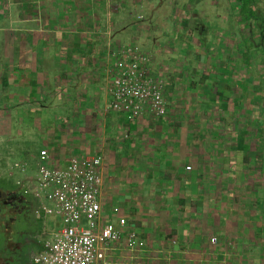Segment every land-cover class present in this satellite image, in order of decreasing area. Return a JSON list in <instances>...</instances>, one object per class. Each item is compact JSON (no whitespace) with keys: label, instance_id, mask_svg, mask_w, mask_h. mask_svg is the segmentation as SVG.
<instances>
[{"label":"crops","instance_id":"1","mask_svg":"<svg viewBox=\"0 0 264 264\" xmlns=\"http://www.w3.org/2000/svg\"><path fill=\"white\" fill-rule=\"evenodd\" d=\"M190 1L214 9L210 18L206 7L197 20L201 32L189 35L193 44L166 47L157 60L148 54L151 70L165 83L167 114L131 123L108 111L105 90L109 51L135 45L129 37L145 39L142 28L129 27L130 0H0V192L24 199L8 208L7 222L0 218V264H30L43 236L60 225L42 210L48 203L33 195L41 150L50 167L65 166L74 155L104 156V214L120 195L105 173V154L121 149L122 195L144 202L126 206L135 211L127 228L145 245L153 242L163 252L170 245L176 262L213 249L211 236L220 250L243 241L264 244V124L253 126L244 103L257 100H249L251 79L242 77L252 63L240 38L235 46L241 14L229 31L233 37L224 41L220 0ZM224 42L232 59L221 51ZM166 55L185 57L174 66ZM15 163H25L27 173L10 175ZM123 252L120 246L110 264H122L129 254Z\"/></svg>","mask_w":264,"mask_h":264},{"label":"built area","instance_id":"2","mask_svg":"<svg viewBox=\"0 0 264 264\" xmlns=\"http://www.w3.org/2000/svg\"><path fill=\"white\" fill-rule=\"evenodd\" d=\"M105 90L108 111L135 122L144 115L163 118L168 111L163 79L150 68V56L134 44L109 51ZM48 152L39 153L34 172L33 195L48 205L42 210L60 225L43 236L39 252L30 264H110L120 246L131 255L146 251L145 242L134 231L118 207L114 219L105 222L101 204L104 184L103 156H71L65 166L50 167ZM186 169H190L187 167ZM25 163H15L12 171L27 173ZM215 238L211 243H215Z\"/></svg>","mask_w":264,"mask_h":264},{"label":"rangeland","instance_id":"3","mask_svg":"<svg viewBox=\"0 0 264 264\" xmlns=\"http://www.w3.org/2000/svg\"><path fill=\"white\" fill-rule=\"evenodd\" d=\"M140 2L141 4L137 5L133 3V0H130V3L127 4L125 8L129 12V14H127L131 24L129 27L131 29L142 28L141 33H145V39L141 36L138 40L136 39V41L133 42L132 38L129 37L127 39V42L135 43V45L139 46L144 53L149 54L151 57H153L154 60L159 59V56L157 55V53H159L158 51L162 50V53L166 54L163 52L166 51V47L174 48V46H178L179 43H183L184 41H186V44L192 45L193 38H191L189 35L197 32H199L200 35L201 32V26L198 24L197 20H201L200 16H202L203 12H205L206 7H208V14L210 18L211 16H213L214 12V9L210 5L204 6L202 8L198 5V3H193L190 0H163L162 3H160L158 0H140ZM254 2V9L264 18V0H255ZM220 5L224 6V10L222 11V13L225 14L224 17L227 20V23L225 24L227 33L223 31L221 32L225 34L224 41H230L233 35L231 34L232 32L229 31H232L235 28L234 26L238 25L236 17H238V15L240 14V4L237 0H220ZM178 16L182 21H179L177 19ZM240 21L241 22L239 26L241 28V32L239 33L238 31H235V35L237 37L235 39V46H237L238 38H240L239 42H241V52L243 54L246 53L248 55L246 58L252 63V68L249 70L250 72H247L244 68L243 70H241L243 75L242 77L248 76V78L251 79L252 84L250 87H253V90L251 91L252 95L250 96L251 99L249 100H257H246L244 103L249 107V110H251L248 119L252 122L253 126L254 124L255 126L263 125L264 37H260L259 29L253 21H248L243 16H241ZM209 25L211 29H213V25ZM236 30L239 29H237L236 27ZM176 31L177 33H179V37L175 35ZM210 34L212 36L213 33L211 32ZM155 39L156 42H154L155 44L153 45V41H155ZM175 42L177 43L176 45ZM251 42L253 45H251ZM220 48L221 51L225 53V57L232 59L233 53L228 52L231 50H229V48L225 46V42L221 44ZM166 56L169 59L170 63L174 62V66L177 65V61L181 62L180 59L185 57V55H183V57H181V55L180 57H169V55ZM190 57H192L191 59L194 61V57ZM163 61L168 60L164 59ZM189 63H192V61ZM185 71L188 72L187 69H185ZM197 74L200 75V72L198 71ZM178 77H181V75ZM185 83L186 81L181 83L182 92L185 91ZM246 97L247 96H243L244 99H246ZM168 103L169 102L167 100V104ZM179 105V107L185 106V104H181V102H179ZM38 147L39 146H33V148L39 150ZM115 153L117 155H115ZM120 153L121 149H113L112 156L109 155V157H106L104 151V162L106 170L105 173L107 175L109 173V180L115 179L113 180V185L117 186L120 190V195H118L117 197L112 196V198L115 200L114 202L116 203L111 206V208L118 207L121 211V215L124 216L128 222L127 218L129 217H132L130 219H135V211H126V206L131 205L134 202H139V205L143 206L144 202L140 201L138 198L136 200H133L130 196H125L124 193L122 195V185L123 182H126L127 177L122 173L123 165L117 161V157H120ZM130 169H132V167ZM114 174L116 176L113 177ZM108 198L110 197H106V199ZM109 201L110 200H107V202ZM44 203L46 204V202ZM103 216L105 221L110 219V221H112L115 217L112 209L106 210V213H104ZM212 238L215 237L211 236L209 238V242L210 246H215L213 249L205 250L206 252H204L202 255L195 254L193 258H182L178 262H176L175 258H173L172 256V254L174 253L171 250L170 245H166L167 251L163 252L164 250L156 249L155 247L159 246H157V244L153 242H147L146 248L149 252H143L142 256H135L131 255L130 253L126 255L128 252H126V254L123 252V254L126 256L121 259V262L122 264H264V244H249L248 242L243 241L242 243H238L235 246L233 244H227L223 246L224 250H220L218 249L220 247L219 245H217L218 242L211 243ZM160 248L163 249V247L161 246ZM210 250H212V252H209ZM222 251H225V255H223ZM219 252H222V254Z\"/></svg>","mask_w":264,"mask_h":264},{"label":"trees","instance_id":"4","mask_svg":"<svg viewBox=\"0 0 264 264\" xmlns=\"http://www.w3.org/2000/svg\"><path fill=\"white\" fill-rule=\"evenodd\" d=\"M240 4L241 16L248 21H253L259 29L260 37H264V18L254 9L255 0H237ZM251 45L252 42H251Z\"/></svg>","mask_w":264,"mask_h":264},{"label":"flooded vegetation","instance_id":"5","mask_svg":"<svg viewBox=\"0 0 264 264\" xmlns=\"http://www.w3.org/2000/svg\"><path fill=\"white\" fill-rule=\"evenodd\" d=\"M160 3L163 2V0H158ZM21 202H24V199L23 197H14L13 195L11 194H8V193H4V194H1L0 192V218H4V223L5 221L7 222L8 220V214H6V212L8 211V208L10 206H13V205H19L21 206L22 203ZM1 210H3L1 212Z\"/></svg>","mask_w":264,"mask_h":264},{"label":"water","instance_id":"6","mask_svg":"<svg viewBox=\"0 0 264 264\" xmlns=\"http://www.w3.org/2000/svg\"><path fill=\"white\" fill-rule=\"evenodd\" d=\"M178 249V247L177 246H174V250H177Z\"/></svg>","mask_w":264,"mask_h":264}]
</instances>
